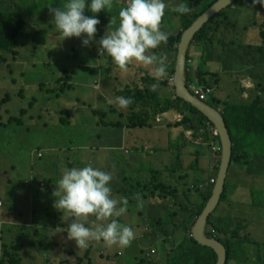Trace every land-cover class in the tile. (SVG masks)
<instances>
[{"label": "rangeland", "instance_id": "1", "mask_svg": "<svg viewBox=\"0 0 264 264\" xmlns=\"http://www.w3.org/2000/svg\"><path fill=\"white\" fill-rule=\"evenodd\" d=\"M40 1L48 7L54 3L57 5L56 8H60L57 3L64 0ZM164 2L166 7L160 28L168 33V39L163 44L168 46L170 43L176 48L183 33L182 19L179 14L175 13L176 7L181 5V2L180 0H164ZM125 5L126 0H112L110 9H102L98 13H92L87 6L85 7V15H95L100 21L96 25L97 32L94 34V40L88 46H82L80 38H62L56 28L44 26V28L39 27L33 30L43 31L46 45L55 48L41 49L43 56L38 57L33 47L29 45L33 43L32 40H29L25 45L20 42V46L15 48L14 54L12 52L5 54L0 49V63L3 61L1 57L6 59L4 64H0V101L5 99L7 94L10 96V101L7 100L6 104L3 102L4 105L0 107V177L6 172H11L10 163L18 165L17 172L27 175L30 172L29 163L32 154L35 155L40 149H47L48 145L63 149L70 140L75 141L79 138L77 125L59 126L58 115L54 113L55 110H60L63 107V103L69 101L67 95L73 96L77 100L84 98L88 102L96 104L100 109H105V101L99 100V98L104 94L106 84L112 83L117 75L110 66L105 65V58L101 59L104 63L98 61V41L106 29L111 31L118 25V11ZM226 8L205 23L207 24L211 20L204 28L203 40L199 43L193 41L188 50L189 60H193L195 57L194 52L190 53L191 46L198 54L199 66L193 62L196 69H200L202 74L207 72L210 75L207 78L204 77L208 86L196 84V87L207 95L205 102L217 109L224 106V102L220 105V101L214 97L220 86V78H223L224 75L231 76L238 73L246 80L252 79L248 71L260 70L257 75L259 78L256 82V91L262 92V98H264V7L258 3L253 5L252 0H239L232 2L228 9ZM11 10V4L6 0L4 4H0V11ZM29 29L31 27L27 30ZM172 38L175 41L170 42ZM198 44L203 47H195ZM259 48H263V50H259ZM84 55H87L85 61L88 62L87 66L91 69H82L83 65L79 61L80 57ZM160 55L167 57L169 63L171 61L167 75L163 79L164 81L168 78V82L177 53L169 52L163 47L160 50ZM208 61H211L210 66L207 65ZM188 62L190 63V61ZM218 64L221 73L215 69ZM234 65L237 69L234 68ZM213 68L214 70H212ZM75 69L77 76L72 82L71 75L74 74ZM90 72H93L92 76ZM97 72L101 76L103 86L84 93L87 88L86 80L93 82L98 78ZM62 76L69 78L68 83L71 84V88H63L62 82L60 83ZM196 79L194 77L195 82L193 83L197 82ZM23 81L27 82L24 84L26 87L23 85ZM22 86L26 89L24 96H20L19 92ZM169 90L172 92L171 87ZM34 97L40 101L31 106ZM210 99H214V101L208 103ZM251 101H253L252 97L249 99V104ZM182 106L186 111L189 109L183 104ZM242 107V105H236L233 108L232 105H228V111L233 113L226 114V116L223 114L225 119L230 122L233 117L236 119L237 110L240 111ZM46 109H48L47 113ZM22 111L26 113L25 116L22 115ZM200 114L191 110V113L186 115L190 121H194L195 129L193 130L197 136L202 134V126L205 128L204 134L210 133L212 129V123L208 119L200 126L203 122ZM63 117L69 118L68 113H63ZM9 118L13 119L9 121ZM101 120L104 123V121L108 122L109 118ZM98 126L100 128L101 124ZM135 131L136 140L143 145L141 139L138 138L142 130L136 129ZM99 134L103 139L102 127ZM163 134L168 143L167 128H163ZM122 135L123 132H112L110 141L103 142L101 147L106 154H110V168H126L123 166V162H130L133 165L132 168L134 167L132 177L130 179L125 177L122 183L126 188L132 186L130 207L127 206L126 211L115 219L132 229L134 238L130 243L135 246L130 244L129 247L107 246L103 241H89L87 247H78L75 240L69 243L67 224H64V227H61L60 224L66 222V217H73L54 207L53 210H49L47 222L53 223L56 227L59 225V228L66 230L58 228L47 232L49 238L36 241L37 245L29 241H13L10 246H7L3 245L0 238V264H13V253L20 256L17 257V260L24 258L23 264H131V262L135 264V258L141 256L140 249L142 248L141 245H137L136 241L143 237L148 238V243L151 244L145 248V253L149 249L156 251V255L150 258L149 264H170L168 257L170 255L178 256V249L182 241L191 237L189 233L180 228L193 218L192 208L201 205L209 184H212L211 180L216 182L217 167L221 163L220 151L212 150L220 160L217 162L218 166L201 178L204 180L194 178L193 173L196 170L192 165L196 163L198 170L199 157L203 154L205 156L211 154L208 144L217 148L219 145L215 140L207 141L208 144L204 142L205 150L203 154L199 155L197 162L190 160V157L186 155L188 161H191L190 165L184 164L185 166L181 170H175L171 168L174 163L173 158L166 164L170 167L164 165V160L160 155L147 162L138 161L136 158L131 159L130 157L137 155L135 148L144 146L136 144L133 146V152V143L128 140L123 141ZM155 143L159 146L163 144L159 132H156ZM172 143L171 147L177 144V141L173 140ZM199 149V146L194 148L195 151ZM190 156H194L192 152ZM227 180L229 182L227 199L221 202L214 211L211 225L218 231L239 230L242 237L248 239L245 245L248 246L246 249L250 260L228 259L229 264H254L255 262L261 264L264 262V207L254 202V194L264 192V173L259 174V168L256 165L243 167L236 163V165H231ZM161 185L165 188H162ZM119 194L122 196L121 192ZM220 218L224 219V223L220 222ZM60 219H62L61 223H59ZM83 222L86 226L100 223V221L90 219V216ZM106 222L108 221H104V223ZM162 231L163 233H161ZM32 233L28 232V235ZM23 234L27 235V231H23ZM153 236L155 237L153 238ZM24 243L29 248L23 254Z\"/></svg>", "mask_w": 264, "mask_h": 264}, {"label": "crops", "instance_id": "2", "mask_svg": "<svg viewBox=\"0 0 264 264\" xmlns=\"http://www.w3.org/2000/svg\"><path fill=\"white\" fill-rule=\"evenodd\" d=\"M195 47L203 46L198 44ZM192 52H194L195 57L193 60H189V67L194 73L196 67L193 65V62L197 63V66L199 65L197 60L198 54L193 49V46H191L190 53ZM146 54H155L157 57H162L160 55V50H157L156 53L148 50ZM86 56L87 55L80 57L79 62L83 65L82 69H91V67L87 66L88 62L85 61ZM97 57L98 61L103 63L104 61L101 59L105 58V65L110 66L117 75L112 80V83L106 84L105 92L99 98V100L103 99L105 101V109H100L96 104H92L84 98L77 100L74 99L73 96L67 95L69 101L63 103V107L60 110H55L54 113L58 115L59 126L77 125L79 138L75 141L70 140L67 146L63 147V149L48 145L47 149H40L35 155L32 154L29 163L30 172L27 175L17 172L16 169L18 165L10 163L11 172H6L0 177V201L3 204L2 209H0V238L3 245L11 244L13 241H29L32 243L34 242V244L37 245L36 241L49 238L46 234L47 232L59 228V225L56 227L53 223H48L47 218L49 216V210L54 209V201L56 200V197L53 193L56 190V184L61 175V166L79 168L85 165H91L94 168L109 172L112 176V180L110 181L112 189L111 194L113 198L117 200L122 197L119 194V191L130 190L129 188L124 187L122 183L124 182L123 179H125V177H128L129 179L132 177V170L134 169V167L132 168L133 165L130 162H123L122 164L126 168H110V154H106L103 147H101L103 142L110 141L112 132H123V141L128 140L130 143H133V147L136 144H140L135 138V130L141 129L142 133L138 138L143 142V145H140L144 147H136L135 151L137 155L130 158H136L138 161L147 162L160 155L164 160V165L167 167H170L166 165L167 162L173 158L174 163L171 168H174L175 170H181L185 166L184 164L190 165L191 161H188L186 155L190 157V160L197 162L199 155L203 154L205 149L203 148L204 143L202 141V136H197L194 133L191 126L193 123L190 121V118L189 121H187L188 118L186 115L190 114L191 110L179 111L177 109H171L166 112H154L157 107L152 110V108L143 101L135 104L131 102L125 107H121L115 102L116 97H126L128 95L126 91H134L135 89L150 90L149 86L153 83H157L156 81L151 84L146 83L147 78L153 79L150 74L152 66H144L133 60L124 69H121L107 54L101 56L97 55ZM162 58L164 59L168 71V66L171 65V61L169 63L167 57ZM210 62L211 61H208L207 65L210 66ZM209 66H207V69L211 72ZM234 68L237 69L236 65H234ZM215 69L217 72L220 71L221 73L219 64ZM212 70H214V68ZM222 70H224V67H222ZM248 72L252 79L248 78L245 80L243 79L244 77H241L238 73L231 76L224 75L223 78H220V86L214 97L220 101V105L224 102V106H220L221 108H219V110L222 114H225V116L226 114L233 113L228 111V105H232L233 108H235L236 105L246 106L249 104V99L251 97L252 99L256 96L262 97V92L256 91V82H258L259 78L257 75L260 73V70L257 69ZM90 75L92 76L93 72H90ZM166 75L158 81V86L155 91L150 90V92H155L161 98H165L172 94L168 85H162V83L167 82L168 78L163 81ZM76 76L77 73L75 69L74 74L71 75L72 82L75 81ZM97 76L98 78L93 82L91 80H86L87 88L84 93L91 92L92 90L103 86L102 79L100 78L101 76L98 72ZM25 83L27 82L23 81V85ZM24 90L26 89L24 88ZM105 98H111L113 103H106ZM170 98L174 99V97ZM8 101H10V98ZM39 101L40 100L36 97L32 99L34 104H38ZM140 106H143L144 109L148 110L151 119L147 122L146 126L131 127L130 125L132 124H129L128 116L132 110L139 111ZM180 107L183 109L182 103H180ZM45 112L47 113L48 109H46ZM63 113H68L69 115V118H65V123L61 122ZM102 118H109V121H104L103 123L101 120ZM11 119L13 118H9V121ZM99 124H101L102 127L103 139H101V135L99 134L101 130V127L99 128L98 126ZM163 128L168 129V143L163 134ZM156 132H159L162 136L163 144H161V146L155 143ZM173 140L177 141V144H174V146L171 147ZM112 145H114V143H112ZM197 146H199L200 149L195 151L194 148ZM122 147L123 146L121 145V148ZM191 152L194 156H190ZM210 153L211 154L209 155L205 156L203 154V156L199 157V169H195L196 171L193 173L194 178L204 180L201 178H204V176L209 174V171L218 166L217 162L220 160L219 156L214 154L211 151V148ZM39 154H41L42 157H38ZM42 184L43 186H41ZM130 204L131 201L128 199L127 206L130 207ZM62 219H60L59 223L62 222ZM90 219L96 221L94 216H90ZM72 220L73 218L66 217V222L61 223L60 226L64 227V224H67L68 226ZM23 231H27V235L23 234ZM28 232L33 233L28 235ZM67 240L69 243H72L73 241V239L69 238ZM129 244L135 246L131 243ZM28 248L29 247L26 243H24V246L22 247L23 254ZM23 259L22 262L24 263Z\"/></svg>", "mask_w": 264, "mask_h": 264}, {"label": "clouds", "instance_id": "3", "mask_svg": "<svg viewBox=\"0 0 264 264\" xmlns=\"http://www.w3.org/2000/svg\"><path fill=\"white\" fill-rule=\"evenodd\" d=\"M257 3L264 7V0H252L253 5ZM86 6L90 12L98 13L102 9H110L112 0H65L60 8L49 6L55 28L62 38H80L82 46H88L94 40L96 25L100 23L95 15L84 14ZM165 7L164 0H126V5L118 11V25L111 31L106 29L98 41V54L100 56L107 54L121 69L133 60L144 66H152L150 74L157 83L149 86L151 91L157 89L158 81L167 74V66L162 57L146 54L148 50L157 51L155 48L158 45L167 42L168 33L160 28ZM175 11L185 14L190 8L186 5H178ZM185 83L187 87L188 82ZM168 84L173 87V76ZM105 99L106 103H113L111 98ZM115 102L125 107L131 103V98L116 97ZM213 129L214 126L211 129L212 136ZM208 147L212 151L210 144ZM218 148L221 152V146ZM39 155L38 157H42L41 154ZM111 180L112 176L109 172L91 165L79 168L61 166V175L53 193L56 197L54 207L73 217L72 222L67 226V236L75 240L78 247H87L89 241H103L107 246L123 247L128 246L134 238L132 229L115 219L126 211L127 198L121 197L119 200L113 198ZM89 216H94L100 223L86 226L83 221ZM104 221L108 222L104 223Z\"/></svg>", "mask_w": 264, "mask_h": 264}, {"label": "trees", "instance_id": "4", "mask_svg": "<svg viewBox=\"0 0 264 264\" xmlns=\"http://www.w3.org/2000/svg\"><path fill=\"white\" fill-rule=\"evenodd\" d=\"M2 0H0V4L3 3ZM9 4L12 6L11 11H0V49L3 50V53L12 52L15 53V48L17 49L20 46V42L22 44H28L29 40H32L33 43L29 44L33 47V50L36 52L38 57L43 56L41 53V49L45 47H51L49 45H46L45 43V35L44 32L41 30H33L35 28L44 26L55 28L54 20L52 19V14L49 12V7L44 5L43 2L40 0H6ZM216 0H180L181 5H186L190 8V11L185 14H180L178 12H175L176 15L179 14V17L182 19V30L189 27L195 19L201 15L208 7H210ZM239 1V0H235ZM64 1H58V7H61ZM52 8H56V4L50 5ZM228 9V7L226 8ZM220 13V12H219ZM211 22V20L209 21ZM208 22V23H209ZM205 24L197 33L194 38V42L199 43L203 40L204 35V28L208 25ZM27 30L28 28H30ZM175 41V39H171L170 42ZM27 46V45H26ZM24 47V46H22ZM166 48L167 51L171 52L174 51L175 54L177 53V47L174 48L173 45L168 43V46L161 43L157 46V50H162V48ZM55 48V47H51ZM259 50H263V48H259ZM5 51V52H4ZM153 53H156V50H151ZM76 57V55H74ZM189 57V53H188ZM187 57V63H186V71H185V81L186 82H195L194 77H196V84L202 85V86H208V82L205 78L210 76L207 72H201L200 69H196L194 73L191 72L189 68V59ZM3 61L0 64H4L6 62V59L2 58ZM30 64V63H29ZM32 67H35L32 65ZM174 68L175 64L172 65L170 76L174 75ZM194 75V76H193ZM205 77V78H204ZM62 78V79H60ZM60 83L62 82L63 88H70V85L68 83L69 78L68 77H60ZM154 80L151 78L146 79L147 84L153 83ZM162 85H168V82L162 83ZM172 89V94L170 96H166L165 98L159 97L155 92H150L149 89H135L134 91H126L128 94L126 97L131 98L132 103H138L140 101H143L147 103L148 106L152 108V110L157 107V109L154 110V112H166L171 109H177L179 111L185 110V108L181 109L180 103H182L186 108H189L190 110L200 114L197 109L192 107L190 104L186 103L180 98H177L175 95V89L174 87ZM20 96L24 95L25 90L22 86L20 88ZM174 97V99L170 98ZM9 95L5 97L2 101H0V107L3 105V102L6 103L7 100H9ZM256 100V101H255ZM214 101V99H210L208 103H211ZM34 103H31V106H33ZM213 106V105H212ZM214 107V106H213ZM215 108V107H214ZM236 119L233 117L232 121H227V126L229 128L231 137H232V143H233V157H232V164L231 165H243V167H249L256 165L259 168V174L264 173V99L260 96H256L253 101L250 102L248 106H243L242 109L239 111L237 110ZM22 115L25 116L26 113L22 111ZM203 122L200 126L203 125L204 122H207V118L204 117L202 114H200ZM151 119L150 113L147 109H144L143 106H140L139 111L132 110L128 116V122L131 127H143L147 125V122ZM189 120V119H187ZM61 122L65 123L66 119L61 118ZM194 123V121L192 122ZM191 125V123H190ZM195 123L192 126L193 129H195ZM213 125V124H212ZM213 128V126H212ZM203 141L210 142L215 140L216 143H218L219 146H221L220 138H214L212 136V131L208 134H204V127H201ZM208 131V129H206ZM207 142V143H208ZM211 145V144H210ZM212 146V145H211ZM221 155V152H220ZM194 169L197 168L196 163L192 165ZM219 170V167H217V171ZM215 182L212 184H209L208 189L206 191L205 197L201 205L197 208H192L191 215L192 219L190 221L183 225L180 229L185 231L186 233H189L191 237H187L184 241H182L179 249H178V256L170 255L168 257V261L170 264H216L217 262V255L215 252L208 248L204 247L198 242L194 240L192 237V228L195 225L198 217L204 210L205 206L207 205L214 188ZM162 188H165L163 185H161ZM130 190H122L119 191L122 193V196L130 199L131 192H132V186L129 187ZM229 188V182L226 181L225 190L221 198V202L225 201L227 199V191ZM260 192V191H259ZM264 192L254 194V202H257L258 205H261L264 207V200H263ZM2 209V207L0 208ZM1 212V210H0ZM210 216L207 225H206V236L209 238H215L218 241H220L227 249L228 259H236L238 260H245L249 261L250 257L247 254V245H245V242H248V239L246 237H242V235L239 233V230H234L232 232H224V231H218L211 225V217ZM220 222L224 223V219L220 218ZM164 231V229H163ZM163 231L161 233H163ZM157 233V232H156ZM155 233V234H156ZM155 236H153L154 238ZM149 239L143 237L142 239L136 241L137 245H141L142 248L141 256H138L135 258V264H149L150 258L154 257L156 255L153 254L150 257H146V253L150 252V250H147L145 253V248L150 246L151 244L148 243ZM7 246H10V244H5ZM13 264H23L21 258L20 260H17V257H20L16 253L12 254ZM147 259V260H146ZM154 259V258H153ZM79 261H81V258H79ZM240 263V262H239ZM132 264V262H131ZM227 264H229L227 262ZM254 264H257L255 262ZM261 264H264V262H261Z\"/></svg>", "mask_w": 264, "mask_h": 264}, {"label": "water", "instance_id": "5", "mask_svg": "<svg viewBox=\"0 0 264 264\" xmlns=\"http://www.w3.org/2000/svg\"><path fill=\"white\" fill-rule=\"evenodd\" d=\"M235 0H216L210 7H208L201 15H199L193 23L183 30L180 43L177 47V56L175 61L173 87L177 98L182 99L192 107L203 114L217 130L221 141V163L217 173V180L215 182L212 195L205 206L204 210L198 217L195 225L192 228V237L198 244L212 249L217 255L216 264H227L228 254L226 247L217 239L209 238L205 234L206 225L210 216L217 209L221 203V198L225 190V185L228 173L232 164L233 157V143L232 137L227 126V122L222 113L207 104L200 101L193 96L185 83V71L188 57V50L193 42L196 33L204 26V24L217 13L224 10Z\"/></svg>", "mask_w": 264, "mask_h": 264}, {"label": "built area", "instance_id": "6", "mask_svg": "<svg viewBox=\"0 0 264 264\" xmlns=\"http://www.w3.org/2000/svg\"><path fill=\"white\" fill-rule=\"evenodd\" d=\"M187 87H188V90L190 91V93L195 96L196 98H198L200 101H206L207 100V95L204 94L203 92H201L197 87H196V84L193 83V82H188L187 84ZM214 130V137H217L218 136V132ZM212 150L213 151H220V148H217L216 146H212ZM40 156V155H39ZM212 183L214 182V180L211 181ZM2 207V202L0 201V208ZM156 251L155 249H151L150 252H147L146 256L147 257H150L152 256L153 254H155Z\"/></svg>", "mask_w": 264, "mask_h": 264}]
</instances>
